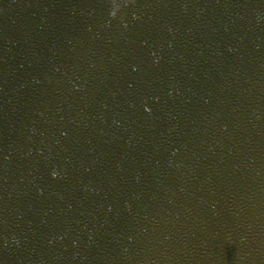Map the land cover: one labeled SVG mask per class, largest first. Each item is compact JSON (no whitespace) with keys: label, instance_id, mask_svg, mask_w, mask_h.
<instances>
[{"label":"water","instance_id":"95a60500","mask_svg":"<svg viewBox=\"0 0 264 264\" xmlns=\"http://www.w3.org/2000/svg\"><path fill=\"white\" fill-rule=\"evenodd\" d=\"M0 264H264V0H0Z\"/></svg>","mask_w":264,"mask_h":264}]
</instances>
